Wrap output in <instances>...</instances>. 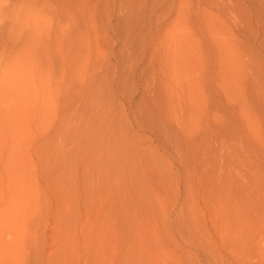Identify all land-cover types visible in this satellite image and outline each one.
<instances>
[{
    "label": "rangeland",
    "instance_id": "1",
    "mask_svg": "<svg viewBox=\"0 0 264 264\" xmlns=\"http://www.w3.org/2000/svg\"><path fill=\"white\" fill-rule=\"evenodd\" d=\"M2 10L0 264H264V0Z\"/></svg>",
    "mask_w": 264,
    "mask_h": 264
},
{
    "label": "bare ground",
    "instance_id": "2",
    "mask_svg": "<svg viewBox=\"0 0 264 264\" xmlns=\"http://www.w3.org/2000/svg\"><path fill=\"white\" fill-rule=\"evenodd\" d=\"M15 3H16V2H15ZM11 9H12V8H11ZM2 11H3V10H2ZM4 11H5V9H4ZM4 11H3L2 13L0 12V14H3V13H5ZM6 11H7V10H6ZM18 12H19V11H18ZM2 16H3V15H2Z\"/></svg>",
    "mask_w": 264,
    "mask_h": 264
}]
</instances>
